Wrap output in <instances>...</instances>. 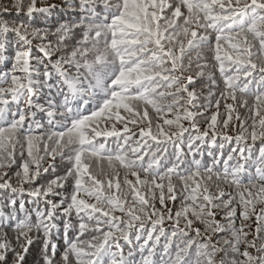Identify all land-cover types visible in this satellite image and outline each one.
I'll return each mask as SVG.
<instances>
[{"label": "snow or ice", "instance_id": "6c2138e0", "mask_svg": "<svg viewBox=\"0 0 264 264\" xmlns=\"http://www.w3.org/2000/svg\"><path fill=\"white\" fill-rule=\"evenodd\" d=\"M0 264H264V0H0Z\"/></svg>", "mask_w": 264, "mask_h": 264}, {"label": "trees", "instance_id": "16d2710c", "mask_svg": "<svg viewBox=\"0 0 264 264\" xmlns=\"http://www.w3.org/2000/svg\"><path fill=\"white\" fill-rule=\"evenodd\" d=\"M52 21H44L43 18H38L37 21H36V26H41L45 23H51ZM226 154V153H225ZM206 162H207V158H206ZM125 252L128 251L127 248L124 249Z\"/></svg>", "mask_w": 264, "mask_h": 264}]
</instances>
